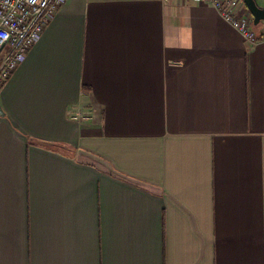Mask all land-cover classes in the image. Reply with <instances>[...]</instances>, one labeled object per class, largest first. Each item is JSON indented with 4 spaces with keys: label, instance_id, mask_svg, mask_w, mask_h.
Returning a JSON list of instances; mask_svg holds the SVG:
<instances>
[{
    "label": "crops",
    "instance_id": "0c3cea01",
    "mask_svg": "<svg viewBox=\"0 0 264 264\" xmlns=\"http://www.w3.org/2000/svg\"><path fill=\"white\" fill-rule=\"evenodd\" d=\"M254 32L206 2L66 0L0 89V264H264Z\"/></svg>",
    "mask_w": 264,
    "mask_h": 264
},
{
    "label": "built area",
    "instance_id": "2783aa9c",
    "mask_svg": "<svg viewBox=\"0 0 264 264\" xmlns=\"http://www.w3.org/2000/svg\"><path fill=\"white\" fill-rule=\"evenodd\" d=\"M208 3L218 16L246 41L256 33L252 17L241 0H193ZM66 0H0V89L24 62L46 26ZM244 7L246 14L238 10Z\"/></svg>",
    "mask_w": 264,
    "mask_h": 264
},
{
    "label": "water",
    "instance_id": "95a60500",
    "mask_svg": "<svg viewBox=\"0 0 264 264\" xmlns=\"http://www.w3.org/2000/svg\"><path fill=\"white\" fill-rule=\"evenodd\" d=\"M244 4L246 10L249 12L252 17V23L254 27L260 25L264 22V7H260L256 0H241ZM4 112L0 106V116H3Z\"/></svg>",
    "mask_w": 264,
    "mask_h": 264
}]
</instances>
